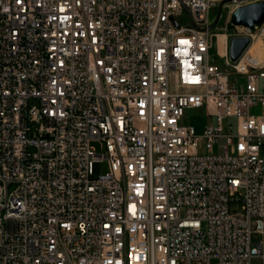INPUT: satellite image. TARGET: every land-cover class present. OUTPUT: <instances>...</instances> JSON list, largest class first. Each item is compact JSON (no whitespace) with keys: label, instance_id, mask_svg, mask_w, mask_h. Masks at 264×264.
<instances>
[{"label":"built area","instance_id":"1","mask_svg":"<svg viewBox=\"0 0 264 264\" xmlns=\"http://www.w3.org/2000/svg\"><path fill=\"white\" fill-rule=\"evenodd\" d=\"M212 1L0 0V264L264 259V61Z\"/></svg>","mask_w":264,"mask_h":264},{"label":"rangeland","instance_id":"2","mask_svg":"<svg viewBox=\"0 0 264 264\" xmlns=\"http://www.w3.org/2000/svg\"><path fill=\"white\" fill-rule=\"evenodd\" d=\"M257 0L256 2H258ZM261 1V0H260ZM233 8L231 1L227 0H213L212 5L209 11V25L212 28H215V33L219 34V37L213 38V48H212V56L214 61L218 64V66L224 70L229 72L230 78L235 80L239 76L233 71L232 67L228 65L225 60L222 58V39L226 38L225 34L231 35L237 33L238 31L245 30L247 25H237L233 24L231 21L230 10ZM252 33L255 35V42L250 45L249 54L258 59L264 61V24H255L252 28ZM239 80H242V77H239ZM190 115H193V122L202 126L207 121H213L214 118H207L205 116L197 115L198 112L189 111ZM232 122H235V118L231 119ZM97 151H100V147L98 144H93ZM107 171V163L106 161H98L94 163L93 172L95 176H99L105 174ZM234 203V202H233ZM232 203V205H233ZM254 242H259L264 239L263 233L255 231L252 235ZM251 264H264V259L261 255H255L251 259Z\"/></svg>","mask_w":264,"mask_h":264},{"label":"water","instance_id":"3","mask_svg":"<svg viewBox=\"0 0 264 264\" xmlns=\"http://www.w3.org/2000/svg\"><path fill=\"white\" fill-rule=\"evenodd\" d=\"M232 1V0H227ZM233 24L247 25L251 28L255 24L264 22V2L258 1L239 7L231 17ZM251 43L250 37H233L230 39V58L236 62Z\"/></svg>","mask_w":264,"mask_h":264},{"label":"bare ground","instance_id":"4","mask_svg":"<svg viewBox=\"0 0 264 264\" xmlns=\"http://www.w3.org/2000/svg\"><path fill=\"white\" fill-rule=\"evenodd\" d=\"M221 50H222V52L224 53V51H225V38L222 39ZM259 60H260V61H263V60H261V59H259Z\"/></svg>","mask_w":264,"mask_h":264}]
</instances>
